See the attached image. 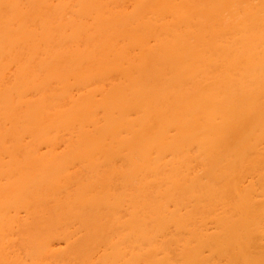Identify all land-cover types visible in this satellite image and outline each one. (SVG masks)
I'll use <instances>...</instances> for the list:
<instances>
[{
	"label": "bare ground",
	"instance_id": "obj_1",
	"mask_svg": "<svg viewBox=\"0 0 264 264\" xmlns=\"http://www.w3.org/2000/svg\"><path fill=\"white\" fill-rule=\"evenodd\" d=\"M0 264H264V0H0Z\"/></svg>",
	"mask_w": 264,
	"mask_h": 264
}]
</instances>
